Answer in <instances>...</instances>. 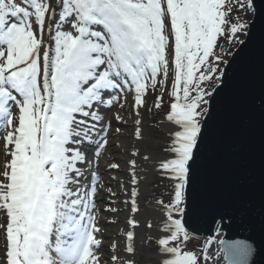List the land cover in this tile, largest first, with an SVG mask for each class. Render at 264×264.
<instances>
[{
	"label": "snow or ice",
	"instance_id": "snow-or-ice-1",
	"mask_svg": "<svg viewBox=\"0 0 264 264\" xmlns=\"http://www.w3.org/2000/svg\"><path fill=\"white\" fill-rule=\"evenodd\" d=\"M225 4L0 0V264H101L99 176L92 166L108 150L110 138L126 130L129 119L130 135L143 140L141 109L158 85L169 96L165 118L172 130L164 149L169 155L155 169L171 181L172 192L168 202L154 201L160 213L157 255L160 264H207L213 259L208 254L211 241L199 251L187 248L186 218L197 210L190 193L258 15L253 0H233L227 10ZM232 7L251 12L252 23L229 18ZM221 38L238 47L225 49ZM162 103L163 92L154 107ZM116 146L129 156L130 192L118 183L131 215L128 227L111 242L110 260L104 264H135L141 179L136 158H152L141 155L135 143ZM120 167L111 160L107 165L109 170ZM104 211L121 209L109 205ZM147 227H153L151 221ZM216 232H221L219 225ZM219 243L226 264H256L254 245Z\"/></svg>",
	"mask_w": 264,
	"mask_h": 264
},
{
	"label": "water",
	"instance_id": "water-1",
	"mask_svg": "<svg viewBox=\"0 0 264 264\" xmlns=\"http://www.w3.org/2000/svg\"><path fill=\"white\" fill-rule=\"evenodd\" d=\"M253 2L252 42L217 112L190 193L197 210L186 219L195 237L211 239L219 225L223 241L254 245L264 264V0Z\"/></svg>",
	"mask_w": 264,
	"mask_h": 264
},
{
	"label": "rangeland",
	"instance_id": "rangeland-1",
	"mask_svg": "<svg viewBox=\"0 0 264 264\" xmlns=\"http://www.w3.org/2000/svg\"><path fill=\"white\" fill-rule=\"evenodd\" d=\"M233 0H226L225 10L229 6H231ZM235 16H239L242 20L249 22L252 19V13L248 12L245 14L244 12L239 11L236 7H232L231 16L229 18H234ZM244 36L241 35L240 39H243ZM220 43L224 46L225 49L232 48L235 50L238 45L232 44L229 45L224 38H221ZM159 79V78H158ZM172 83V73L170 71L169 80L167 82V88L171 87ZM163 92V103L161 108L157 109L154 107V102L158 95H161ZM146 104L147 107L144 108V115L143 118L146 119L144 121L148 132L150 133V138L152 141L148 145L149 153L155 154L158 158H166L169 153L165 152V148L170 143V131L172 130V126L166 121V114L168 112L169 106V96L166 89H162L159 85L155 91L150 90L148 95L146 96ZM149 109H151L149 111ZM168 125L170 127H168ZM106 152V151H105ZM103 153L102 157L98 161V165H93L92 167L95 168L97 174L99 176L98 182V194L96 197V202L99 208V201H100V193H102V189L106 187V180H105V173L107 169H104L102 166L103 163ZM152 168V167H151ZM152 173L149 175V179L147 180L149 193H146L143 196V200L148 206H154V201L156 199H163L165 202H168L171 199V192H172V183L171 181L162 177V175L156 171L155 168H152ZM102 185V187H101ZM101 215L104 213V210L99 208ZM100 218V216L98 217ZM100 219H98L99 221ZM158 235H150L148 238L146 236L139 239V241H135V256L133 259L135 260V264H160V257L157 255V245H156V238ZM224 236V232L214 235V237L207 238L203 240L201 238L194 237L190 235V241L187 244L188 249L192 250H201L204 248L208 241H211V247L208 249L209 256L213 257V259L209 260L207 264H225L224 254L221 250L220 241ZM100 238V237H98ZM101 239V238H100ZM219 257V259H215ZM101 259L103 260L104 257L101 254ZM101 264L104 262L101 261Z\"/></svg>",
	"mask_w": 264,
	"mask_h": 264
},
{
	"label": "bare ground",
	"instance_id": "bare-ground-1",
	"mask_svg": "<svg viewBox=\"0 0 264 264\" xmlns=\"http://www.w3.org/2000/svg\"><path fill=\"white\" fill-rule=\"evenodd\" d=\"M146 99V97H145ZM142 114L144 115V109H141ZM111 115V113H108ZM146 119L143 118L142 123V132H143V140L142 141H135L130 133L133 130V125L131 119H129L128 125L126 126V130L121 134L119 138L113 139L110 138L108 150L105 152L103 157L102 166L106 170L105 173V180H106V187L102 189V193H100V201H99V208L102 210L105 207L111 205L112 207H118L121 211L117 213L112 212H105L100 215L99 225L102 228L103 236L100 237L102 240V251L101 254L104 259L101 261L105 262L110 260V244L114 239H119V230L125 229L128 227L127 219L131 215L128 209L123 205L122 201L127 199L124 192L121 190L118 181H122L124 183L125 188L128 189L130 192L131 184L129 183V166L127 164V160L129 156L123 153V148L117 147V144H123L125 147L129 146L132 143H135L139 148L141 155L147 154L152 159L150 162H145L140 158L137 159L138 168L136 169L138 176L141 178L139 181V192L140 195L138 196V202L140 204V212L135 215V219L139 220L140 224L139 227L135 229V241H139L142 237L146 236L147 238L150 235H159L157 230V224L160 219V213L155 210V207L148 206L143 200V196L146 193H149L148 189V182L149 175L152 173V168H155V163L160 160L155 156V154L149 153L148 145L152 141L150 138V133L148 132L146 125L144 123ZM115 121H113V129L116 127ZM168 127H170L168 125ZM111 137V132H110ZM117 162L120 164V169H112L109 170L107 165L109 161ZM152 167V168H151ZM116 177V179H113ZM108 188H111L113 192L117 195L115 197H111L110 193L107 191ZM97 197V196H96ZM115 221L114 223H110V221ZM148 221H151L153 227L150 229L147 227ZM2 239H0V246H2ZM122 255H127L126 253H122Z\"/></svg>",
	"mask_w": 264,
	"mask_h": 264
}]
</instances>
